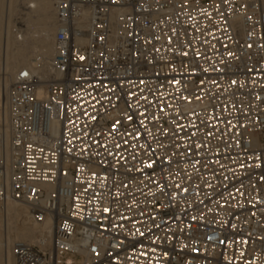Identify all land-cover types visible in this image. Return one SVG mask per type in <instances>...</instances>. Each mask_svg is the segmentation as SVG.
I'll return each instance as SVG.
<instances>
[{
  "label": "built area",
  "instance_id": "obj_1",
  "mask_svg": "<svg viewBox=\"0 0 264 264\" xmlns=\"http://www.w3.org/2000/svg\"><path fill=\"white\" fill-rule=\"evenodd\" d=\"M54 14L50 79L18 68L1 122L0 217L54 225L15 264H264V0Z\"/></svg>",
  "mask_w": 264,
  "mask_h": 264
},
{
  "label": "bare ground",
  "instance_id": "obj_2",
  "mask_svg": "<svg viewBox=\"0 0 264 264\" xmlns=\"http://www.w3.org/2000/svg\"><path fill=\"white\" fill-rule=\"evenodd\" d=\"M17 1L18 0H9L7 2L8 19L7 22L5 23L7 26L6 28H8V34L11 32L10 31L12 25L11 17L13 18L16 15L15 14L14 16H12L13 12L17 8L16 7ZM22 3H23L22 8H25L23 10H25V12L27 13L26 14L27 17L25 16L24 18V23L26 24V26H27L26 22H29L31 19V21L35 22L37 24V28L43 33V34L41 33L42 34L41 38L39 37L38 44L35 45L34 43L35 46H39L40 57L39 58L37 56L35 58H30V56L26 57L27 56L26 53H25L26 56H24L23 54L25 51L23 52L19 50L20 48H18V50L20 51L18 52V54L12 53L6 56V61L4 60L5 63L3 65V77L1 78L0 76V132H1V122L2 125H4L3 115H4V106L6 102L8 87L12 82L16 70L22 66L31 67L32 69H34L36 73H38V75H40L42 80L46 82L50 79L49 66L55 53V49H54V35L56 31L55 14H54L55 0H23ZM4 5H5V0H0V29L2 25L3 12L5 11ZM26 9L28 10V12ZM8 39H10V37ZM35 49L37 48L35 47L33 51ZM5 228L6 231L8 232L7 233L8 236L6 234L7 236L6 240H2V239L0 240V261L1 264H15V259L12 253L13 243L17 240H22L25 242L37 244L40 240H44V242H46L47 245H50L52 240L54 225L51 218H46L41 223L32 221L29 215L28 208L26 206L12 202L9 205L7 215L4 217H0V233L3 232ZM12 228L17 229L18 235H16L17 237L15 236L17 240H15V238L12 237L13 235H11V232L13 233V231H11ZM36 234L41 235L39 236V239Z\"/></svg>",
  "mask_w": 264,
  "mask_h": 264
},
{
  "label": "rangeland",
  "instance_id": "obj_3",
  "mask_svg": "<svg viewBox=\"0 0 264 264\" xmlns=\"http://www.w3.org/2000/svg\"><path fill=\"white\" fill-rule=\"evenodd\" d=\"M9 0H5V11L3 12V18H2V25H1V29H0V62H1V64H0V76H1V78L3 77V65H4V63H5V61H6V56L8 55V54H18V52H20L19 50H21V51H25L23 54H24V56H26V57H29L30 56V58H35L36 56L39 58L40 57V51H39V46H35V45H37L38 44V41H39V37L41 38V36H42V32L37 28V24L35 23V22H33V21H31V19H30V21L29 22H26L27 23V28H26V32H25V34H24V36H25V39H24V36H23V38H22V40L21 41H19L18 39H17V37H15L14 35H13V32H12V25H11V32L8 34V28H6L7 26H6V23L5 22H7V19H8V13H7V7H8V2ZM22 2H23V0H18L17 1V8L15 9V11L13 12V14H12V16H14L16 13H17V11H18V9H19V7L20 6H23L22 5ZM26 2V1H25ZM22 9H25V8H22ZM19 10H21V9H19ZM27 10V9H26ZM27 12H28V10H27ZM27 14V13H26ZM27 17V16H26ZM13 19H14V17L12 18L11 17V24L13 23ZM27 19V18H26ZM33 24H32V23ZM30 23V24H29ZM34 30V31H33ZM39 30V31H38ZM4 32V33H3ZM35 32V33H34ZM42 33V34H41ZM7 34V35H6ZM8 35H9V37H10V39H8L9 37H8ZM6 39H7V41H6ZM11 39H12V41H11ZM38 39V40H37ZM18 42V43H17ZM29 42V43H28ZM34 43H35V45H34ZM17 44V45H16ZM24 44H27V45H23ZM9 45V46H8ZM29 46V47H28ZM33 46H34V48L36 47L37 49H35L34 51H33ZM23 47V48H22ZM8 48V49H7ZM18 48H20L19 50H18ZM27 48V49H26ZM7 50V51H6ZM27 51V52H26ZM25 53H26V55H25ZM5 54V55H4ZM34 54H35V56H34ZM5 60V61H4ZM17 68V67H16ZM2 82V81H1ZM13 229H15V230H13ZM11 231H13V233L11 232V235H13L12 237H14L15 238V240H17V236L16 235H18V232H17V229L16 228H12L11 229ZM8 232L6 231V228L3 230V232H1L0 233V240L2 239V240H6V238H7V236H8V234H7ZM6 234H7V236H6ZM15 234V235H14ZM37 235V237H38V239H39V236H41V235H39V234H36ZM16 236V237H15ZM2 237V238H1ZM0 264H1V261H0Z\"/></svg>",
  "mask_w": 264,
  "mask_h": 264
},
{
  "label": "snow or ice",
  "instance_id": "obj_4",
  "mask_svg": "<svg viewBox=\"0 0 264 264\" xmlns=\"http://www.w3.org/2000/svg\"><path fill=\"white\" fill-rule=\"evenodd\" d=\"M82 59H83V57H82ZM149 167H151V165H149Z\"/></svg>",
  "mask_w": 264,
  "mask_h": 264
}]
</instances>
